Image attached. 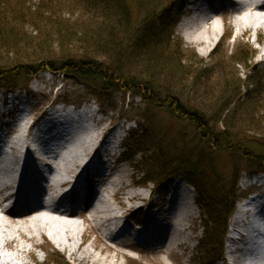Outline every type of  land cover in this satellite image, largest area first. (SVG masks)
<instances>
[{
    "label": "rangeland",
    "instance_id": "rangeland-1",
    "mask_svg": "<svg viewBox=\"0 0 264 264\" xmlns=\"http://www.w3.org/2000/svg\"><path fill=\"white\" fill-rule=\"evenodd\" d=\"M38 1L39 0H23L22 3L24 7L26 6L27 9L34 12L35 7H38ZM162 1H165V5H163L162 8L166 6V3L169 4L168 9L173 5H179V0ZM71 4L72 3L69 1H63L61 4L56 5L57 7H60V12L63 16L62 19L68 21L70 25L82 22V25L84 24L85 27L89 28L91 25L89 23L85 24L86 20H84V16L81 17L80 13L76 11V8L72 7ZM187 8L188 0H184L182 5L176 7L171 12V23L168 20L169 23L164 24V41H166L167 34L168 37L171 35V40L174 41L171 43L169 40L170 43H167L170 52L177 47V50H179L178 57L183 60L181 65L185 66L186 63H190L194 72L202 76L206 74L205 76L207 78H189L186 81L185 86L181 85V81L173 83L170 86L172 89L170 93L180 96L181 100L185 99V95L187 101H192L193 99L191 96L197 94V97H199V92L205 90V88L219 87V90L221 88L220 85L222 79H239L238 85L241 86L239 92L244 95L243 86H245L246 76L249 77V79H253L255 82H259L260 79H262L261 81L264 86V65H260L257 60L259 50L262 46V42L260 43L261 40H259L260 37L258 38L254 32H249L245 35H238L237 29L233 25L234 17L241 18L246 22L247 12H243L239 15L227 13V15L222 16L218 14L214 17L213 22L217 24L221 36L210 53L206 56H202L199 52V50L202 49V46L187 43L179 30L181 22L190 17V11H188ZM139 12L142 14V17L149 13L146 7H139ZM92 24H96V22L93 21ZM8 25L10 24L6 23V26ZM26 31L27 37L33 39L37 37V33L32 31L31 28L26 27ZM62 38L63 41L66 40L65 37ZM19 42L20 44L18 43L19 47L17 49H19L18 51H22L24 50L22 48H25L27 45H23L24 43H22L23 40L21 39H19ZM25 42H27V38L25 39ZM175 42L176 44H174ZM55 44L56 43H54V45ZM54 49L56 50V48ZM39 50L35 51L39 52ZM25 51L28 52L27 54L29 56L32 53L31 49L26 48ZM236 52H244V54L242 53V55L239 56ZM3 54L4 51L0 54V60H6V58L10 59L11 54H9V57H5ZM241 60H245L247 63H245V65L238 64ZM183 88H185L184 94L182 93ZM84 89L85 87L82 83H77L69 78H63L62 75L58 73L44 71L36 75V77L29 83L25 92L22 90L15 92L18 99L26 98V108L22 105L24 110L21 113L13 109V112L16 114L15 116H11L10 122L6 127V133L4 137L1 138L0 159H5L7 157L12 158L13 155L10 154L12 153L10 150H12L14 156L16 155L18 158L20 157L19 161L21 160L20 162H24V159L22 158L26 154L25 145L27 144V141L24 142L23 140L19 141L16 139L17 131L15 128L21 126L25 121H27V126L29 127L32 118L34 120L36 117H39L38 115L41 113H45L50 105L58 103L63 107H73L74 109L86 107L94 112V119L96 120V123H94L92 120L88 119V125L92 128H104L98 141L102 142V140H105L110 130L115 125H119L122 130L125 131V135L121 139L122 144H124L127 138H129V140L131 138L139 139L143 135L149 142V149L145 148L147 149V153L142 152L136 153L135 155L133 153L130 161H127L128 157H126V160L122 159L120 161L119 159V161L116 162L112 174L115 173L117 177V174L121 171L122 175H124L121 183L123 190L117 195H114L110 188L111 183L116 179H106L103 184H100L98 183V180H96L97 177H95V175L92 176V174L99 172V168L104 169V172L107 173L106 166L112 165L113 159H104L103 151H98V149L97 152L94 151L88 158L83 154L80 155L83 157L78 159L80 164L83 165L85 160H87L93 165L86 168V170H83L81 173V176H84V172L86 171L88 177L92 176L95 178V185L93 187L94 191L93 194H90V196H92L89 198V203L91 202V204L98 206V201H100L102 206L104 208L106 206L109 210L108 217L113 218V216L117 214L120 218L125 216V220H127L126 222L129 224L135 223L136 219H140L138 221H141V223L144 224L147 222L149 213L159 209L160 206L157 207L156 205L164 202V199L167 196V189H169L168 186L175 183L177 178L181 181L182 186L190 192V199L192 201L197 200L194 189L185 182V177L180 173L176 177L174 176L168 185H166V183L158 184L157 179H155V184L147 182L151 179L149 174L152 176L154 173V171H151L152 165L149 163V159L154 152L152 151L154 144H159L163 152L162 155L165 159L168 157L184 159V149L187 153H190L189 157H196L198 155L200 159L199 168L205 175V182L203 184L197 183L198 186L204 191V195L207 196L211 202L213 200L216 202V197L220 196L223 192H236L235 196L236 200H238L234 206V213L237 204L241 202L240 199L245 186L244 181L249 180L251 178L250 176L255 173V170L253 171L252 169L251 171L247 170L246 172H243L247 165L242 162H236L233 156L228 152L204 151L203 154L198 153L195 146L199 143L194 134L193 127L175 120L166 112H158L156 109L147 108L141 104L139 99L134 98L129 94L117 92L109 97V102L103 105L102 103L100 104L96 102L90 96H86ZM251 90L252 88L249 89V91ZM6 95L7 94L5 93H1L0 99L8 101ZM23 95L27 97H24ZM262 98V105H264V96L260 99ZM239 101L240 103L243 102L241 99ZM3 108L4 112L10 110V106L6 103ZM145 112L146 120L142 122L139 119L140 117H143L142 113ZM258 114L259 112L255 113L256 116ZM257 124L264 126L260 123ZM248 128H250V126H248ZM217 130H222L220 124L217 125ZM236 133L241 134L238 132ZM132 134L134 135L131 136ZM245 134H247V141L255 140V142H257L260 139V136L253 133L248 132ZM10 147L15 148V150L9 149ZM117 153L121 154L122 150L115 149L114 154ZM28 162L29 164H32L34 161ZM12 167L18 168L16 164H13ZM59 169L60 170H58V166H55L54 172L59 171L62 174V179L69 181V183H71L79 173L77 167H73L72 170H68L67 173L64 171L61 172L60 166ZM89 172L93 173L88 174ZM83 178L84 177L79 178L80 180H78L73 186L77 189H83L85 182ZM235 179H237V182L235 185H232ZM215 182H219V185H216ZM77 185H79L80 188H78ZM63 189L58 187L56 192H61ZM218 189L221 191L219 192ZM134 191H138L142 196L136 203H130L127 201V196ZM47 194L51 196V194L55 195L56 193L52 190H48ZM204 199H206V197H203V201ZM64 203L67 202L65 201ZM201 204V207L203 208L205 202L202 203L201 201ZM86 208H88L87 205H84L80 206V208L77 207L75 210L80 211L83 209L85 212L84 214H86ZM191 209L194 214L193 219L190 222V228L187 229L184 234L188 237V240H186V246L176 247L172 252H167L165 249L160 250L158 247L141 246L138 244L137 239H134L132 236L129 237L126 233L122 234L121 237L118 236L117 240L111 241L109 237H104L102 235L105 228L98 224V220L89 221L84 217H79L77 213L71 216H67V213H62L61 216L58 214V211L64 210L63 208L57 209L56 214H49L50 217L57 220L76 222L79 231H82L81 234L76 232V235H78L75 236L76 242L81 244V248L77 251L76 255L80 257V254H83L85 251L89 254L90 258H84L80 264H222L226 258L225 246L232 216L227 222V230L222 243V256L217 262H213L211 258H213L215 251L219 249L218 235L223 229V222L220 219L218 220V223L214 224V222L211 221L212 216L208 214L204 208L202 211L200 209L198 210L196 206L191 205ZM158 211L159 217L162 219L163 209ZM15 222H21L18 216L10 217L7 213L0 212V255L11 260L14 264H20L21 262H25L26 264H79L74 257H68L67 252L59 251L54 246H50L47 242V238L39 239L35 237L33 242H30L27 239H22L21 237L19 238L18 234L15 232ZM103 225H107V223ZM123 225L125 224H122V226L119 224L116 231H122ZM20 227L22 228L23 226ZM31 233L32 231L27 233L28 237ZM10 238L16 240L17 244L13 246H18V249H22V251L26 250V252L33 250V257H35V260L30 259L28 256H25L24 253L21 254L17 250L16 252L14 250L16 248L13 246L3 248L2 241ZM117 242L119 243L117 244ZM112 247H115L116 249Z\"/></svg>",
    "mask_w": 264,
    "mask_h": 264
},
{
    "label": "trees",
    "instance_id": "trees-1",
    "mask_svg": "<svg viewBox=\"0 0 264 264\" xmlns=\"http://www.w3.org/2000/svg\"><path fill=\"white\" fill-rule=\"evenodd\" d=\"M22 1L0 0V54L2 51L5 57L11 54L10 59L0 60V91L26 89L36 75L48 71L82 83L85 95L103 105L117 92L129 94L147 108L166 112L175 120L193 127L199 143L195 146L198 153L228 152L236 162L247 165L244 171L253 169L255 173H264V126L257 124L264 125L263 98L260 99L264 96L262 79L255 82L246 76L244 95L239 92V79H222L219 90V87L205 88L199 92V97L192 95L195 96H191L192 101H187L185 95L181 100L180 96L170 93L173 83L181 81L185 86L189 78H207L206 74L202 76L194 72L190 63L181 65L183 60L178 57L177 47L170 52L168 44L174 41L171 35L168 37L167 34V42L164 41V24L170 22L171 12L184 0L169 9L167 3L162 8L165 5L162 0H39L34 12L24 7ZM63 1L72 3L81 17L84 16L85 24L91 26L87 28L82 22L70 25L63 20L60 7L56 6ZM139 7H146L149 13L142 17ZM93 21L96 24H92ZM6 23L10 25L6 26ZM26 27L37 33L36 40L27 37ZM62 37L66 40L63 41ZM19 39L27 45L22 51L17 49ZM26 48L31 49L30 56ZM236 53L239 56L244 54ZM245 63L247 61L241 60L238 64ZM256 112H259L257 116ZM142 115L139 120L143 122L146 112ZM218 124L221 131L217 130ZM248 132L260 136V139L247 141L245 133ZM125 148L130 155L147 153L145 148L149 149V142L143 135L139 139L131 138ZM152 151L149 163L154 173L149 174L151 179L147 182L155 184L157 179L158 184L165 183L182 174L195 188L199 205L202 206L201 201L205 202L203 208L212 216L211 221L216 224L222 220L219 249L211 258L218 260L236 192H223L216 197V202H211L197 184L205 182L198 155L189 157L190 153L184 149V159H165L159 144H154ZM236 182L237 179L232 185ZM203 197H206L204 201Z\"/></svg>",
    "mask_w": 264,
    "mask_h": 264
},
{
    "label": "bare ground",
    "instance_id": "bare-ground-1",
    "mask_svg": "<svg viewBox=\"0 0 264 264\" xmlns=\"http://www.w3.org/2000/svg\"><path fill=\"white\" fill-rule=\"evenodd\" d=\"M206 2L211 5L209 11L203 6ZM217 2L222 7L230 6V14L239 15L247 12L246 22L241 18L234 17L233 25L237 29L238 35L254 32L258 38L260 37L262 46L257 60L260 65H264V0H217ZM213 5V0H188L187 9L190 11V17L182 21L179 26V30L187 43L202 46V49L199 50L202 56L210 53L221 36L217 24L213 22L214 17L218 13L222 16L228 13L225 10L222 13L219 9L215 10ZM16 106L18 108V105ZM43 116H53V113H45ZM43 116L41 117L43 118ZM88 119L96 123L94 112L85 107L82 109V115H78L76 119L71 118L69 114H65L63 117H51L32 134L33 137L28 133L27 121L15 128L17 131L16 139L27 141L25 145L26 154L22 158L24 162H20V157L14 156L12 150H10L12 152L10 154L13 155L12 158L0 159V212L7 213L10 217H19L21 222H15V232L19 238L27 239L30 242H33L35 237L47 238L50 246H54L59 251L67 252V256L74 257L79 264L84 258H90L85 251L80 254V257L76 255L81 244L76 242L75 236L82 232L79 231L76 222H65L50 217L49 213L56 214L57 209L63 208L64 210L58 211L61 216L62 213H67V216L77 213L79 217H84L89 221L98 220V224L105 228L102 235L109 237L111 241L117 240L118 236L121 237L122 234L126 233L144 245L158 247L160 250L165 249L167 252H172L176 247H185L188 237L184 234L190 228V222L193 219L194 213L191 205H195L190 200V192L178 181L172 186H168L169 189H167L164 202L156 205L157 207L160 206L159 209L149 213L144 226L145 230L130 229L125 216L120 218L119 215L115 214L113 218L108 217L109 210L106 206L104 208L100 201H98V206L89 203V198L92 195L73 198L71 196L75 195V189H71L72 187L71 190L68 187L64 192H56L58 187L62 189L64 186H72L80 180L79 178L84 177L83 180L87 187L90 186L87 191L92 194L93 181H90L86 171L84 176H81V173L93 165L87 160L83 165L80 164L78 161L80 155L83 154L88 158L98 149V151H103L104 159L111 160L115 157L112 141H119L122 137L119 134L120 131L111 129L105 140L100 142L98 139L104 128L90 127L87 123ZM1 138L0 136V144L2 143ZM9 149L15 150L13 147ZM28 161L35 163L29 164ZM13 164H16L18 168L12 167ZM55 166H58V170H60V166L61 172L64 171L65 173L72 170L73 167H77L79 173L69 183V181L62 179V174L59 171L54 172ZM114 168L115 164L113 163L106 166L107 173L104 172V169L99 168L98 173L92 174L94 169L92 173L89 172L88 174L95 175L100 184H103L106 179H116L111 183L110 188L113 194L117 195L123 190L121 183L124 175L120 171L116 177L115 173L112 174ZM92 176L90 177L93 178ZM48 190H52L56 194L50 196L47 194ZM68 193L69 195H67ZM141 196V193L134 191L127 196V201L136 203L141 199ZM65 201L67 203H64ZM81 202V206L87 205L88 207L86 214H84V210L80 213L75 210L77 207L80 208ZM161 209H163L162 219L158 213V210ZM105 223L107 225H103ZM119 224L121 226L125 224L122 231H116ZM19 225L23 227L21 228ZM240 226H243L244 230H239ZM31 231L32 233L28 237L27 233ZM229 232L237 235L233 239L230 236L227 237L226 258L222 264H264V195L261 197L256 195L250 202L236 206L230 221ZM258 238L262 241H257ZM16 244L14 238L2 241L3 248ZM13 247L16 248L15 251L24 253L25 256L35 260L33 250L26 252V250L18 249V246ZM112 248L116 249L115 247ZM0 264L14 263L0 255ZM20 264L26 263L21 262Z\"/></svg>",
    "mask_w": 264,
    "mask_h": 264
}]
</instances>
